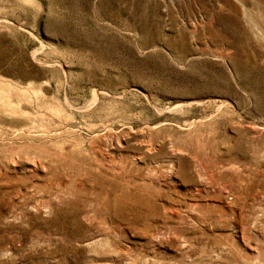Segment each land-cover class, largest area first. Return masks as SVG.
<instances>
[{
  "label": "rangeland",
  "instance_id": "374dc122",
  "mask_svg": "<svg viewBox=\"0 0 264 264\" xmlns=\"http://www.w3.org/2000/svg\"><path fill=\"white\" fill-rule=\"evenodd\" d=\"M0 264H264V0H0Z\"/></svg>",
  "mask_w": 264,
  "mask_h": 264
}]
</instances>
